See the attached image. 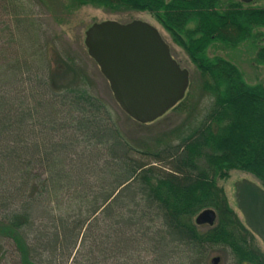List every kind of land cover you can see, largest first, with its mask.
I'll return each instance as SVG.
<instances>
[{
	"label": "rangeland",
	"instance_id": "1",
	"mask_svg": "<svg viewBox=\"0 0 264 264\" xmlns=\"http://www.w3.org/2000/svg\"><path fill=\"white\" fill-rule=\"evenodd\" d=\"M14 1L8 5L0 0V264H103L97 240L101 239L102 246L108 235L110 222L103 211L112 201L100 207L87 226L94 219L96 224L85 230L86 226L76 243L70 242V249L76 245L69 249L70 259L63 255L57 257L51 250L43 251L42 255L38 252L36 257L27 254L29 259L24 247L32 246L44 235L55 238L66 226L63 219L70 217L69 221H78L95 199L98 200L97 193L100 195V188L108 184L107 179L119 161L114 142L111 138H102L103 135L114 137L126 153L132 149L138 156L161 155L166 148L185 145L206 118L221 110L217 90L204 70L188 58L181 38L166 30L162 18L149 11L135 8L111 11L92 0ZM248 6L262 7L264 0H252ZM134 20L157 28L173 59L189 74V86L181 103L150 124L136 123L115 104L109 84L89 58L84 42L85 31L93 24L104 21L124 24ZM257 44L263 45L264 39ZM254 52L251 42L232 50L214 43L207 56L224 57L238 67L247 84L255 85L263 81L264 68L254 62ZM76 96L84 100L85 111L56 103L74 100ZM246 107V103L236 106L237 114L241 113L247 131L257 135L253 146L260 153L257 161L264 162V112L258 104L250 107L252 111ZM222 110L226 117L231 116V108ZM86 121L98 122L109 132L88 136L83 132ZM257 121L262 122L261 127ZM211 129L216 133L215 124ZM191 154L193 172L202 183L192 192V202L198 203L186 205L181 194L180 202L172 207L181 213L177 224L186 236L181 239L174 237L170 230L165 231L166 244L163 254L156 255L158 261L147 249L138 247L126 261L119 259L115 264H211L213 258L220 260L218 264H264L263 242L245 227L234 200L239 181L250 180L264 188V180L235 169L227 160L220 161L219 153L210 145L194 148ZM9 155L12 160L7 169L5 161ZM25 161L33 163V178L48 185L41 191V183L36 187L35 178L30 182V200L36 208L31 218L36 223L22 234L12 227L16 222L8 206L10 200L18 203L20 199L17 191L14 195L7 191L18 185V180L28 178L24 169L21 170ZM155 184L154 180L150 181L151 187ZM137 197L135 204L142 207L143 195ZM124 204L131 209L134 206L123 201ZM207 209L215 212L214 224L195 227V218ZM51 217L58 224L52 223ZM189 232L191 240L186 239Z\"/></svg>",
	"mask_w": 264,
	"mask_h": 264
},
{
	"label": "trees",
	"instance_id": "2",
	"mask_svg": "<svg viewBox=\"0 0 264 264\" xmlns=\"http://www.w3.org/2000/svg\"><path fill=\"white\" fill-rule=\"evenodd\" d=\"M1 1L8 5L15 2L14 0ZM92 1L101 8L104 7L111 11L135 8L141 11H149L154 16L162 18L163 27L181 38L182 46L188 58L197 68L204 70L207 78L214 84L221 110L214 111L206 118L199 130H196L195 134L183 143L185 145L171 149L166 148L161 155L151 157L146 156V154L138 156V152L132 149L127 154L125 148L118 147L114 137L110 134V137L103 135L108 130L106 131L104 127L99 126L98 122L92 124L86 121L83 125L84 130H86L83 131L85 134L88 133L90 136L95 133L93 136L97 137L98 134L102 133V138H111L114 142V147H116L114 151L119 156L118 164L115 165L116 170L107 179L108 184L100 188V195L97 193L98 200L95 199L90 210L83 212L78 221H69L70 217L63 219L62 222L66 226L59 230L55 238H52L51 235L49 238V234L44 235L38 241L35 240L32 246H25L24 251L26 255L35 254L36 257L38 252L42 255L51 250L57 257L63 255L65 259H70L72 253L70 250L76 247L75 240L82 235L81 233L86 228L90 218L99 213L100 207L112 201L103 211V215L108 214V222L110 223L108 224V235L102 242L103 245L100 244L101 239L97 240V247L100 249L99 259L103 261V264L108 262L115 264L119 259L126 261L130 253L141 247L144 251L147 249L158 261L156 255L163 251L166 244L165 231L170 230L174 237L181 239L186 236V232L180 229L177 224V216L181 213H178L177 209H173L177 202L182 199L181 194L185 198L186 205L198 203L197 200L192 202V192H194L195 186L201 187L202 183L200 177L193 172L191 165L193 164L192 149L204 147L206 144L210 145L214 151L219 153L220 158L218 159L220 161L221 159L227 160L228 164L235 169L253 174L257 179L264 180V162L257 161V154L260 153L256 152L257 146H253L254 143L256 144L257 135L247 131L240 116L241 113L237 114L236 109V106L246 103L247 110L252 111L253 109L250 107L258 104L259 109L264 112V79L260 83L249 85L242 77L238 67L233 63L224 57L213 56L208 58L207 56L210 45L214 43L222 44L232 50L244 42H251L255 47L254 62L264 68V44H257L260 39H264V6L249 7V4L233 0ZM56 103L69 109L78 107L81 111L86 106L84 100L78 96L74 100L63 102L58 100ZM224 108H231V116L226 117L222 114L223 112H220ZM97 114L94 116L96 117ZM213 124L216 128L214 134L211 132ZM257 124H260L261 127L262 122L257 121ZM21 126H24L23 123ZM262 129L264 130V121ZM19 131L22 132L21 129ZM28 156H32V154ZM11 157L12 155H9L5 161L8 163L7 169L11 166ZM32 165V162L28 163L27 161L22 164L21 170L24 169L23 173L28 175V178L18 180V185L14 184L7 191L13 195L17 191L20 199L18 203L15 200H10L8 206L11 210L12 220L14 223L16 222L12 227L15 230L19 229L22 234L28 226L31 227L36 223L33 217L31 218V213L36 208L33 200H30L32 198V194L29 192L30 182L36 179V187L41 183V191H45L48 185V182L33 178ZM151 180L156 182L152 187L150 186ZM138 194L143 195L142 207L135 204ZM123 201L134 204V206L132 209L127 208L125 204L123 205ZM114 209H116V213L112 217L111 211ZM51 220L52 223L58 224L56 218L51 217ZM93 223L96 224L95 219L85 230L89 229ZM187 235L186 239L191 240L190 232ZM72 241L75 243L73 244L74 247L70 249L68 245ZM28 255L27 257L30 259ZM156 260L154 261L156 262Z\"/></svg>",
	"mask_w": 264,
	"mask_h": 264
},
{
	"label": "water",
	"instance_id": "3",
	"mask_svg": "<svg viewBox=\"0 0 264 264\" xmlns=\"http://www.w3.org/2000/svg\"><path fill=\"white\" fill-rule=\"evenodd\" d=\"M85 32L89 58L109 84L115 104L133 121L155 122L184 98L188 71L172 59L157 28L139 20L124 24L104 21ZM234 195L246 227L264 244V190L250 180H242L236 184ZM195 219L196 226H212L216 220L210 209ZM211 260V264L220 261Z\"/></svg>",
	"mask_w": 264,
	"mask_h": 264
},
{
	"label": "flooded vegetation",
	"instance_id": "4",
	"mask_svg": "<svg viewBox=\"0 0 264 264\" xmlns=\"http://www.w3.org/2000/svg\"><path fill=\"white\" fill-rule=\"evenodd\" d=\"M251 2H252V0H251ZM251 2H250V3H251ZM195 227H196V226H195ZM197 227H199V226H197Z\"/></svg>",
	"mask_w": 264,
	"mask_h": 264
}]
</instances>
